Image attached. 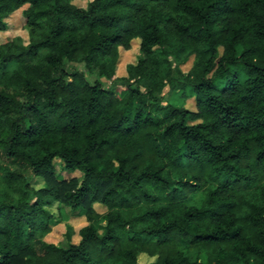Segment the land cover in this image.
I'll use <instances>...</instances> for the list:
<instances>
[{"label": "trees", "instance_id": "obj_1", "mask_svg": "<svg viewBox=\"0 0 264 264\" xmlns=\"http://www.w3.org/2000/svg\"><path fill=\"white\" fill-rule=\"evenodd\" d=\"M21 8L27 39L0 43V264H264V0H0V31ZM55 201L86 220L66 245L45 240Z\"/></svg>", "mask_w": 264, "mask_h": 264}, {"label": "rangeland", "instance_id": "obj_2", "mask_svg": "<svg viewBox=\"0 0 264 264\" xmlns=\"http://www.w3.org/2000/svg\"><path fill=\"white\" fill-rule=\"evenodd\" d=\"M89 0H75L76 4L80 7H85L87 2ZM23 9L21 8L14 13L10 14L6 19L7 28L4 31H0V43L5 42L9 39H11L14 36L20 35L25 40L27 39L26 31L22 29V26L24 24V15H23ZM138 39L133 40V45L129 50H123L120 49V57L119 61H117L116 67H115V75L117 77L126 75V64L127 63H135L137 61L139 51H138ZM74 65L73 63L67 64V67L72 68ZM190 66V62L187 63L185 66H182L183 71H187ZM88 77L90 80H98L102 82L105 86H109L111 82L107 80L105 77H98L95 74H88ZM120 89H122L120 87ZM162 99L163 103H174L179 104L181 102L180 98V92L173 91L168 92V89L165 88V90L162 92ZM187 107L194 109V99H188L185 104ZM57 175L59 179H70L72 177H80L81 173L79 171L74 172H68L66 170L60 169V167L57 164ZM43 181L39 179V183H42ZM48 209L53 214L55 219H60L57 223H54L51 227L50 233H48L45 236V240L50 243L55 244H62L66 245V238L65 233L67 231L66 224H71L74 228L75 234L73 235L72 241H75L77 239L76 232L79 229L80 226L84 225L86 223L85 218L83 217H76L75 212H72L69 208L63 207L60 205L59 202L55 201L53 205L49 206ZM100 211L103 210L102 207L98 208ZM52 221V220H51ZM53 222V221H52ZM152 260H154L153 257H149L148 255L141 253L138 257L139 264H145L150 263Z\"/></svg>", "mask_w": 264, "mask_h": 264}]
</instances>
